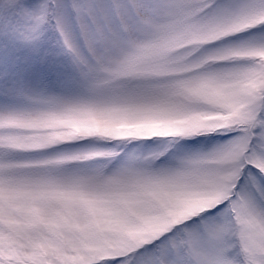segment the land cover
Here are the masks:
<instances>
[{
  "label": "snow or ice",
  "instance_id": "snow-or-ice-1",
  "mask_svg": "<svg viewBox=\"0 0 264 264\" xmlns=\"http://www.w3.org/2000/svg\"><path fill=\"white\" fill-rule=\"evenodd\" d=\"M0 264H264V0H0Z\"/></svg>",
  "mask_w": 264,
  "mask_h": 264
}]
</instances>
